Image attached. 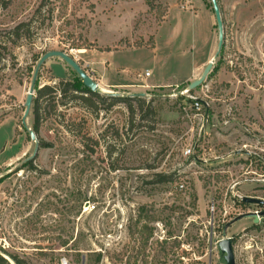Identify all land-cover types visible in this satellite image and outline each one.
<instances>
[{
  "label": "rangeland",
  "instance_id": "374dc122",
  "mask_svg": "<svg viewBox=\"0 0 264 264\" xmlns=\"http://www.w3.org/2000/svg\"><path fill=\"white\" fill-rule=\"evenodd\" d=\"M149 1L12 0L0 9V30L31 20L0 70V264H225V236L236 264H264V205L242 200H264V0H217L223 48L188 92L217 49L212 3ZM48 50L70 54L95 82L111 59L116 81L150 89H98L92 107L69 93L45 98L46 145L30 158L24 103L35 58ZM61 79L81 84L51 57L35 85ZM138 96L152 99L156 121L135 115L129 127L128 101L111 97ZM193 97L203 118L189 109Z\"/></svg>",
  "mask_w": 264,
  "mask_h": 264
},
{
  "label": "trees",
  "instance_id": "16d2710c",
  "mask_svg": "<svg viewBox=\"0 0 264 264\" xmlns=\"http://www.w3.org/2000/svg\"><path fill=\"white\" fill-rule=\"evenodd\" d=\"M12 0H0V9H6L10 4ZM147 5H151V2L149 0H146ZM31 26V20L28 21H21L15 24L14 26L0 30V70L5 66L7 63V59L9 57L13 58L14 54L12 52V47L16 46L20 39H23L26 37V32L29 31ZM76 48H83L81 46H77ZM223 48L220 49V52ZM219 52V53H220ZM39 59V56L35 58V61ZM31 71V69H30ZM81 80V79H80ZM79 80H64L61 79L58 81L56 85H50V84H43L34 86L35 88V95L32 99V117H33V123H32V130L34 131L39 147H44L46 144L44 143V140L40 137L39 131L42 121L45 117V109L42 107L43 100L46 98L50 101H56L59 94L61 96H64L69 93V98L71 100H74L76 97H80L83 101L82 103L86 107H92L94 106L95 98H99V92L98 91H91L89 88L83 85L82 80L81 84L78 82ZM36 84V82H35ZM125 101L127 100V110H128V116H129V127H132L134 117L137 115L139 118H142L143 115L147 116L149 115L152 119V123L156 121V109L154 106H152V99L146 100L144 97H131V98H125V97H111V104L116 103L117 101ZM131 101H135L137 105L134 107L131 103ZM63 105H66V102L61 101ZM136 109L138 112H136ZM162 180H166V177H164ZM254 216V215H253ZM16 260V259H15ZM17 264H20L21 262L19 260H16Z\"/></svg>",
  "mask_w": 264,
  "mask_h": 264
},
{
  "label": "water",
  "instance_id": "95a60500",
  "mask_svg": "<svg viewBox=\"0 0 264 264\" xmlns=\"http://www.w3.org/2000/svg\"><path fill=\"white\" fill-rule=\"evenodd\" d=\"M210 1L212 3L213 11L215 14L217 31H218L217 51L215 53V57H217V55H219L220 49H221L222 44H223V29H222L223 27H222V20H221V15H220V10H219L217 0H210ZM50 57H59L63 61H65L76 72L78 77L82 80L83 85L86 86L87 88H89L91 91H97L99 89L98 84L91 78V76H89L83 70V68L79 65V63L70 54H68L62 50H48L45 53H43L36 62V65H35V68H34V71L32 74V79L30 82V86H29L28 91H27L26 100L24 103L25 110H24V113L22 116V123L24 124V127L28 131L30 138L35 142V150H34V153L30 156V158H32L35 155L39 145H38L37 137H36L34 131L32 130V128H29L26 126V117L29 114L30 109H31L32 99H33V95H34V91H35L34 86H35V82H36V78H37V73L39 71L40 66L45 62L46 59H48ZM209 67H210V65H209ZM211 67H210V69H211ZM202 80H200L198 82H195V81L190 82V84H188L187 87L183 91L188 92V91L194 89L197 85L200 84V82ZM184 92H178L177 95L183 94ZM242 200L245 202L264 205V200H262L260 198H256V197L245 196L242 198ZM256 213L257 212H251L252 215H255ZM258 213L260 215H264V210L260 211ZM240 218H241V216L237 217L233 221L240 219ZM218 248H219L220 252L223 254L225 264H236L234 251H233V245H232V237L225 236L222 239H220L218 241Z\"/></svg>",
  "mask_w": 264,
  "mask_h": 264
},
{
  "label": "crops",
  "instance_id": "0c3cea01",
  "mask_svg": "<svg viewBox=\"0 0 264 264\" xmlns=\"http://www.w3.org/2000/svg\"><path fill=\"white\" fill-rule=\"evenodd\" d=\"M50 58H48V59H50ZM57 58H59V57H57ZM45 61H47V59ZM112 65H113V62L111 61V59L105 58L104 73L101 75L102 78L100 80H96V83L98 84L99 89L101 91L108 92L109 91L108 89H110V87H113V88L122 87V88H126V89H131L132 91H135V92L143 91L144 93H146L145 88H146V85L150 86L149 84H146V85L137 84L130 77L124 78L121 81L119 79H118V81H116L117 79L115 78V76H112V74H113L111 72ZM95 68H98V70H100L101 66L99 64H95V66H93V69H95ZM195 68L196 67H192L189 72H195ZM149 70L151 71L150 72V74H151L153 71L150 68H149ZM54 73H55V77H57V78L66 76V74L63 72H54ZM140 75H142V74H140ZM189 78H191L190 75H185L180 80H183V79L186 80ZM143 79H145V78H143ZM159 84H161V83H158V82L151 83V85H155V86H157ZM146 89H150V88L147 87Z\"/></svg>",
  "mask_w": 264,
  "mask_h": 264
},
{
  "label": "built area",
  "instance_id": "2783aa9c",
  "mask_svg": "<svg viewBox=\"0 0 264 264\" xmlns=\"http://www.w3.org/2000/svg\"><path fill=\"white\" fill-rule=\"evenodd\" d=\"M149 75H150V72L149 71H146L145 72V76L148 77ZM188 101H189V109L194 112L192 114L193 117L201 116L203 118V114L201 113V110H202V108L205 107L204 101L201 100L200 98H195V97L191 98ZM182 109H183V112L185 113V115L187 117H189V115H188L189 109H187V107L185 105H182ZM184 153L191 155L192 154V151H191L190 148H186ZM181 187H183V185H181ZM255 216H258V214L256 213ZM0 228H1V225H0ZM60 263L61 264H66V259L65 258H61L60 259Z\"/></svg>",
  "mask_w": 264,
  "mask_h": 264
},
{
  "label": "bare ground",
  "instance_id": "6f19581e",
  "mask_svg": "<svg viewBox=\"0 0 264 264\" xmlns=\"http://www.w3.org/2000/svg\"><path fill=\"white\" fill-rule=\"evenodd\" d=\"M216 51H217V49H216ZM216 51H215V53H216ZM215 53H214L213 57L207 62V64L203 68L202 72L193 81L198 82L207 76V73L210 71V67L213 65V62L216 58ZM209 65H210V67H209Z\"/></svg>",
  "mask_w": 264,
  "mask_h": 264
}]
</instances>
